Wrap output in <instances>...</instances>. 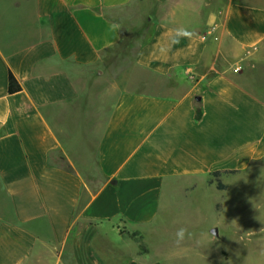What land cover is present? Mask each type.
Instances as JSON below:
<instances>
[{
	"label": "crops",
	"instance_id": "1",
	"mask_svg": "<svg viewBox=\"0 0 264 264\" xmlns=\"http://www.w3.org/2000/svg\"><path fill=\"white\" fill-rule=\"evenodd\" d=\"M143 32L91 185L55 122ZM263 56L264 0H0V264H165L131 237L162 192L264 161V94L241 81Z\"/></svg>",
	"mask_w": 264,
	"mask_h": 264
},
{
	"label": "rangeland",
	"instance_id": "2",
	"mask_svg": "<svg viewBox=\"0 0 264 264\" xmlns=\"http://www.w3.org/2000/svg\"><path fill=\"white\" fill-rule=\"evenodd\" d=\"M147 36V32L133 34L128 45L108 55L93 70L76 102L78 110L68 115L63 124L55 122L65 145V157L79 163L91 185L98 183L93 178L97 143L110 115L116 88L125 87V76L133 68L138 46ZM253 62L241 81L251 91L261 89L264 94V56ZM209 180L182 179L173 183V192H162L163 213L149 230L131 234L139 251L150 253L165 264H264V161L253 164L246 174L225 177V191L217 190ZM181 228L187 230L185 239L176 243V232Z\"/></svg>",
	"mask_w": 264,
	"mask_h": 264
},
{
	"label": "trees",
	"instance_id": "3",
	"mask_svg": "<svg viewBox=\"0 0 264 264\" xmlns=\"http://www.w3.org/2000/svg\"><path fill=\"white\" fill-rule=\"evenodd\" d=\"M22 91V88L20 86V84L18 83V81L16 80V78L13 76L12 73H10L9 76V93L10 94H16ZM239 171H226V172H214L210 175V180H209V184H216V188L219 191H225L228 189V186L223 184L221 181V177L223 175H237L239 174Z\"/></svg>",
	"mask_w": 264,
	"mask_h": 264
},
{
	"label": "clouds",
	"instance_id": "4",
	"mask_svg": "<svg viewBox=\"0 0 264 264\" xmlns=\"http://www.w3.org/2000/svg\"><path fill=\"white\" fill-rule=\"evenodd\" d=\"M187 230L184 228L178 229L176 232V243H180L185 239Z\"/></svg>",
	"mask_w": 264,
	"mask_h": 264
},
{
	"label": "water",
	"instance_id": "5",
	"mask_svg": "<svg viewBox=\"0 0 264 264\" xmlns=\"http://www.w3.org/2000/svg\"><path fill=\"white\" fill-rule=\"evenodd\" d=\"M213 234H214V235H217V231H214Z\"/></svg>",
	"mask_w": 264,
	"mask_h": 264
}]
</instances>
